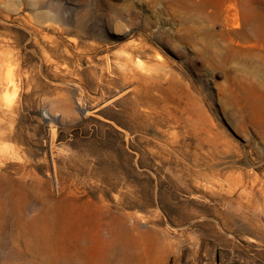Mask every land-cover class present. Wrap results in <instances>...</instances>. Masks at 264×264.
Instances as JSON below:
<instances>
[{
  "label": "rangeland",
  "instance_id": "374dc122",
  "mask_svg": "<svg viewBox=\"0 0 264 264\" xmlns=\"http://www.w3.org/2000/svg\"><path fill=\"white\" fill-rule=\"evenodd\" d=\"M0 131V264H264V0H0Z\"/></svg>",
  "mask_w": 264,
  "mask_h": 264
},
{
  "label": "bare ground",
  "instance_id": "6f19581e",
  "mask_svg": "<svg viewBox=\"0 0 264 264\" xmlns=\"http://www.w3.org/2000/svg\"><path fill=\"white\" fill-rule=\"evenodd\" d=\"M9 69H11V66H10V68ZM8 75H10V74H8ZM11 75H13L12 73H11ZM13 79V78H12ZM9 82V81H8ZM12 82H13V80H12ZM9 84V83H8ZM2 137H3V135H2V133H1V131H0V139H2ZM63 264H69V262H64Z\"/></svg>",
  "mask_w": 264,
  "mask_h": 264
}]
</instances>
